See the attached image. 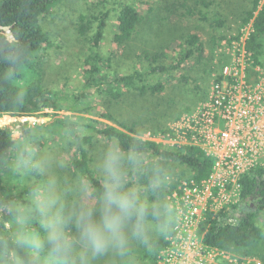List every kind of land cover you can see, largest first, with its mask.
Segmentation results:
<instances>
[{
    "label": "rangeland",
    "instance_id": "1",
    "mask_svg": "<svg viewBox=\"0 0 264 264\" xmlns=\"http://www.w3.org/2000/svg\"><path fill=\"white\" fill-rule=\"evenodd\" d=\"M116 1L118 0H63L49 14L41 18V27L50 42L41 53L35 56V64L40 71L42 83L56 93V106L53 108L43 107L31 115L3 114L0 117V128L8 127L11 135L20 143L18 150L15 148L12 154L2 160L1 169L6 180L12 176L13 180L22 178V181L27 182L24 184L26 186L35 181L41 183V189L36 190L41 196L46 194V188H50L51 191L59 188L62 192L64 189L65 191L72 189L71 191L76 193L78 191L74 189L83 184L76 180L71 161L77 148L76 134L63 132V128L55 126L57 120L67 119L69 122H74V129L77 133L92 138L87 150L93 158L91 162L93 170L97 177L102 179L98 167L103 154L107 148L117 143L115 140L104 139L98 135L96 129L111 126L123 130L124 128L119 123L124 122L132 126L135 130L134 133L141 138L155 141L161 148H178L171 144L170 138H166L169 137L170 128H177L179 125L182 127L187 114L196 113L202 108L223 65L229 63L234 57H240L249 63L250 71H253L256 66L264 70V35L257 41L259 44L257 62L253 60V51L251 52L247 48L252 28L250 23L242 22V17L251 7L248 0H183L185 7L179 6L177 0L175 3H173L174 0H127L134 4L141 13H145L146 8L152 4L153 12L150 17L154 19L153 23L158 25L155 30L157 33L149 38L152 45L158 43L163 45L166 40L173 39V34L171 37L169 36L171 32L166 36L163 35L162 30L166 27L168 29L186 28L196 33L204 43L203 56L199 59L197 54L194 55L186 60L180 69L170 73L143 76L145 85H154L159 81L163 83L162 92L151 94L149 90L139 93L124 89L125 94L120 100L113 99L109 92L100 93L94 88L84 92L81 70L83 60L90 52L91 41L89 38L93 34V29H89L85 36L80 34L79 28L82 24L80 18L82 16L86 18L89 25L95 27L97 22L94 17L98 16L101 11L110 12L107 39L103 50L111 57L108 52L112 49V68L118 75L133 72L132 66L135 62L137 63L136 70L144 71L147 66L148 62L142 53H144L148 41L143 46L142 38L138 39L139 41L135 42L136 47L133 45L129 47V52L128 50L127 52L122 51L123 47L110 43L111 36L116 31ZM169 9L175 10V13L169 14ZM187 9L194 12V15L188 14ZM180 42L181 40L175 39L164 52L172 54L174 50L180 51L181 48L178 45ZM248 44L250 46V43ZM137 54L140 55L139 59L134 56ZM23 121L30 128H46L42 131L37 130L36 135L28 133L29 138L27 139V136H22L19 129V123ZM178 131L184 130L178 128ZM92 148L95 149L91 150ZM28 154L32 155L34 163L41 165L39 170L32 166H21V156ZM137 158L138 164H140L152 157L142 154ZM126 165L127 163L125 167ZM53 177L57 181L50 182L51 185L47 187V178ZM190 179L192 178L189 169L175 161L170 163L161 179V184L166 190L170 189L168 186H172V188L169 192L161 195L156 203L162 205L167 219L171 222L175 221L176 201L180 196L179 187L184 180ZM126 182H132L130 188L134 189L149 206L154 204L150 200L148 190L137 185L127 170H125ZM88 191L89 188L86 187V190L81 192L84 201L89 199ZM223 192H231L230 186H226L222 191H215L213 199L210 200L214 206L225 205ZM255 223L262 229V236L249 247L231 252L238 259V264L248 260H250L249 264H254L257 261L264 264V210L255 217ZM161 235V227H154L149 230L146 242ZM167 236L165 235L164 238L166 239ZM133 246L131 244L129 247L132 251L128 257L129 264H151L152 257L150 252H147L148 245L135 248ZM111 253L113 252L110 251L106 255ZM158 253L156 254V264ZM217 263L231 264L220 257L217 259Z\"/></svg>",
    "mask_w": 264,
    "mask_h": 264
},
{
    "label": "trees",
    "instance_id": "2",
    "mask_svg": "<svg viewBox=\"0 0 264 264\" xmlns=\"http://www.w3.org/2000/svg\"><path fill=\"white\" fill-rule=\"evenodd\" d=\"M62 1L0 0V117L3 114L12 116L31 115L43 107L53 108L56 106V93L42 83L40 71L35 64V56L41 53L50 42L41 27L40 20ZM248 1L251 7L242 17V22L250 23L252 28L247 48L251 52L253 51V60L257 62L259 54L257 41L264 35V0ZM177 3L179 6L185 7L183 0L181 2L177 0ZM115 5L117 10L116 31L112 34L110 43L123 47L122 51L127 52L128 50L129 52V47L132 45L136 47L135 42L139 41L138 39L142 38L143 46L148 41L146 49L142 53L148 62L147 66L144 71L136 70L137 63L135 62L132 66L133 72L118 75L112 68V49L108 52L111 57L105 54L103 50L107 39L110 12L101 11L98 16L94 17L97 22L95 27L89 25L86 18L82 16L80 18L82 23L79 28L80 34L85 36L89 29H93V34L89 38L91 41L90 52L84 58L81 70L82 90L84 92L94 88L100 93L109 92L115 100L122 98L125 94L124 89L139 93L149 90L151 94L162 92L163 83L159 81L154 85H145L143 84V76L170 73L180 69L186 60L196 54L199 59L202 58L204 43L196 33L186 28L168 29L166 27L162 30L163 35L166 36L171 32L169 36L171 37L173 34V39L171 41L166 40L163 45L160 43L152 45L149 38L157 33L155 30L158 26L153 23L152 20L154 19L150 17L153 12L152 4L146 8L145 13H141L134 4L127 0H118ZM187 11L188 14L194 15V12L188 9ZM174 13L175 10L169 9V14ZM180 16L182 15L180 14ZM175 39L181 40L178 44L181 50L178 52L174 50L172 54L164 52ZM132 41L133 43H131ZM134 56L140 58L139 54ZM82 94L85 93L82 92ZM119 124L124 128L123 130L109 126L96 129V132L104 139L115 140L125 155L129 153H134L136 156L148 154L152 157L135 166L127 164L125 170L134 178L137 185L148 190L150 200L154 203L150 205V208H155L161 213L159 219L153 218L154 224L162 229L161 236L156 239H149L148 242L132 240L129 243V247L131 244L134 245L133 248L148 245L147 252H150L152 257H150L151 264H156V254L166 244L165 235L173 233L174 224L167 219L162 205L156 202L161 195L169 192L172 186H168L170 189L166 190L164 185L160 184L158 188L153 189L151 181L157 175L162 179L170 163L175 161L185 165L191 172L192 180L200 183L210 175L213 158L193 144L179 146L175 149L161 148L155 141L145 140L134 133L133 127L127 123L121 122ZM55 126L63 128V132L66 134L67 132L76 134L77 148L74 157L71 159L72 168L76 180L89 188L90 196L87 201H84L82 193H73L72 189L66 191L64 189L62 192L57 188L52 192L66 208H71L77 202L95 206L103 187V178L97 177L91 166L93 158L89 154L87 146L91 144L92 138L77 133L74 129V122H69L67 119L57 120ZM45 128H30L25 121L19 123L22 136H27V139L29 138L28 133L36 135L37 130L42 131ZM18 146L20 143L11 135L10 129L8 127L0 128V239L6 241H10L17 231V224L9 208L33 206L32 191L39 190L42 186L36 181L26 186L24 184L27 182L22 181V178L13 180L12 176L8 177L7 180L5 179L1 169L2 160L12 154L15 148L18 150L20 148ZM25 180L27 179L25 178ZM56 181L55 177L47 178V187L51 185L50 182ZM240 182L242 202L219 209L208 206L197 227V235L201 242L225 253L245 249L257 242L262 236V229L255 223V217L264 210V169L258 168L242 175ZM131 184L132 182H126V187L130 188ZM29 227L32 231L43 234L38 221H33ZM131 252L129 249L123 256L113 252L105 255V257L102 256L95 261V264H129L128 257Z\"/></svg>",
    "mask_w": 264,
    "mask_h": 264
},
{
    "label": "built area",
    "instance_id": "3",
    "mask_svg": "<svg viewBox=\"0 0 264 264\" xmlns=\"http://www.w3.org/2000/svg\"><path fill=\"white\" fill-rule=\"evenodd\" d=\"M248 67L249 63L240 57L223 65L202 108L187 114L182 127L170 128L166 138L171 144L200 147L213 158V166L200 183L190 179L180 185L173 233L166 237L157 264H218L219 257L231 264L239 262L231 252L201 242L197 227L208 206L219 209L240 204L241 176L264 169V70L256 66L250 71ZM226 186L231 192H223L225 205L214 206L210 200L215 191Z\"/></svg>",
    "mask_w": 264,
    "mask_h": 264
},
{
    "label": "clouds",
    "instance_id": "4",
    "mask_svg": "<svg viewBox=\"0 0 264 264\" xmlns=\"http://www.w3.org/2000/svg\"><path fill=\"white\" fill-rule=\"evenodd\" d=\"M20 163L41 167L31 154L22 155ZM126 163L135 166L139 161L134 153L125 156L115 143L105 150L98 167L103 187L95 206L77 202L66 208L46 188L44 196L33 192V206L10 207L17 231L10 241L0 239V264H95L110 251L125 255L132 240L146 242L149 230L158 226L153 218L161 213L126 187ZM161 183L157 175L151 187ZM86 187L80 184L74 190L83 192ZM33 221L39 222L43 234L30 229Z\"/></svg>",
    "mask_w": 264,
    "mask_h": 264
}]
</instances>
